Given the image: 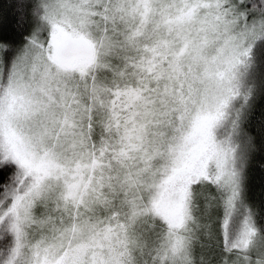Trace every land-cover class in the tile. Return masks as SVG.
I'll list each match as a JSON object with an SVG mask.
<instances>
[{
  "label": "snow or ice",
  "instance_id": "snow-or-ice-1",
  "mask_svg": "<svg viewBox=\"0 0 264 264\" xmlns=\"http://www.w3.org/2000/svg\"><path fill=\"white\" fill-rule=\"evenodd\" d=\"M264 0H0V264H264Z\"/></svg>",
  "mask_w": 264,
  "mask_h": 264
},
{
  "label": "trees",
  "instance_id": "trees-1",
  "mask_svg": "<svg viewBox=\"0 0 264 264\" xmlns=\"http://www.w3.org/2000/svg\"><path fill=\"white\" fill-rule=\"evenodd\" d=\"M262 176H264V173L260 171L259 167H255L253 170V183H252V194L254 197L259 196Z\"/></svg>",
  "mask_w": 264,
  "mask_h": 264
}]
</instances>
